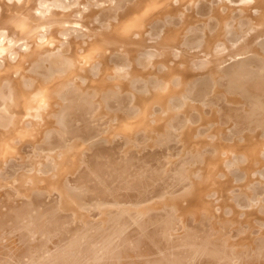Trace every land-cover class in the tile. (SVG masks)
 Segmentation results:
<instances>
[{
    "label": "bare ground",
    "instance_id": "obj_1",
    "mask_svg": "<svg viewBox=\"0 0 264 264\" xmlns=\"http://www.w3.org/2000/svg\"><path fill=\"white\" fill-rule=\"evenodd\" d=\"M261 162L264 0H0V264H264Z\"/></svg>",
    "mask_w": 264,
    "mask_h": 264
},
{
    "label": "rangeland",
    "instance_id": "obj_2",
    "mask_svg": "<svg viewBox=\"0 0 264 264\" xmlns=\"http://www.w3.org/2000/svg\"><path fill=\"white\" fill-rule=\"evenodd\" d=\"M152 123V124H151ZM148 124L149 125H153V124H155V122L154 121H151V122H148ZM141 129H135V131H134V135L135 134H137L139 131H140ZM179 144V143H178ZM198 146H200L201 147V149L200 148H198ZM206 147L204 146V145H197V147L194 149V150H189V152L191 151V153L190 154H187L189 157V160L187 161V164H189L188 166H194V168L193 169H195V170H192L193 171V173L194 174H196L197 175V173H198V170H196V166H195V164H197L198 162H201L200 160V158L198 159V158H196V156H202L201 154H203V153H201L202 152V150L203 149H205ZM178 149H180V148H178ZM197 150H199V151H197ZM177 152V154H176V157H180L181 155H184L185 154V151L184 152H180V155L178 156V154H179V151H176ZM193 152H195V153H193ZM182 153V154H181ZM200 153V155H198ZM195 154V155H194ZM237 154V153H236ZM234 152H232V154L231 155H222L224 158H228V159H225V162H226V164H225V166H227L228 168V171H229V175H230V177L232 178V181L230 182V185H231V183H233L232 185V187H230V185H229V188H228V190L230 191H228L229 192V195H231L232 197H233V201L235 200V198H241V197H243V198H246V200H247V197L246 196H244V195H246V193H244V191H242V189L240 188L241 186L239 185L238 186V182H239V184L241 183H245V175H244V172L241 170V169H239V166L238 167H236L237 166V164L239 165V163L241 162L242 163V161H241V159H240V157H239V155L237 156ZM195 156V157H194ZM230 158V159H229ZM195 159V160H194ZM232 159V160H231ZM239 162H238V161ZM191 161V163H189ZM196 161H198L197 163H196ZM52 162H54V160H51V159H47L46 157L45 158H43L42 160H40V162L38 163V167L36 168V169H40V170H38V171H41L40 173H41V176H48L49 174H51V171H52V167H51V165H52ZM234 162V163H233ZM237 163V164H236ZM244 163V162H243ZM235 166H233V165ZM259 165V166H258ZM257 166H255L256 168H254L255 170H253L254 172H253V175H252V179H250L249 180V185L250 186H252L253 188H254V192H255V194H254V199L252 200L253 201V203L252 204H255V208L257 207V209H258V207L261 205V204H264V203H262V201H264V195H262V194H264V179H262V177H264V166H261L260 167V165H262V162L260 163V164H258ZM42 166V167H41ZM233 166V167H232ZM27 167V170L30 172V167L31 166H26ZM25 167V168H26ZM45 167H47V169L45 168ZM196 167V168H195ZM33 169V168H32ZM48 172V173H47ZM259 172V173H258ZM199 174V173H198ZM256 174V176H254ZM232 175V176H231ZM243 177H244V179H243ZM259 177H261V178H259ZM240 179V180H239ZM254 179V180H253ZM236 180H237V183H236ZM261 180V181H260ZM235 182V183H234ZM260 182H261V184H260ZM237 184V185H236ZM227 187H228V185H226ZM235 186V187H234ZM231 188V189H230ZM240 188V189H239ZM241 190V191H240ZM176 192H178V190L176 191ZM223 193V192H222ZM258 194V195H257ZM209 198L210 197H216V195H217V193L215 192V190H211L210 192H209ZM260 195H261V197H260ZM219 196V195H218ZM216 197V198H210L211 200H213V202H215V203H217V202H224V203H226V201H227V199L226 198H223V199H221L220 200V198L219 197ZM258 196H259V198H258ZM255 197H257V198H255ZM260 199V201L259 202H257L258 200ZM219 200V201H218ZM224 200V201H223ZM249 200H251V199H248V201ZM217 201V202H216ZM248 201H236L235 202V204H236V207H237V209H238V212H239V219H240V221H242V219H243V222H240L239 221V219H238V221H239V223L236 221L235 222V225H237V226H235L233 223H234V221L232 220H230V216L232 215V213L230 214V212H231V210L230 209H232L231 208V206L229 205V204H224L222 207H220L219 205H217V206H219V207H217V211H219L220 210V212L222 211L224 214H225V218H226V221H228L227 223H226V228H227V230H228V233L229 234H231V233H233L234 235H237V234H239V233H236L235 234V230H237V229H241L240 231H241V233H243L242 232V230L244 231V233L246 232V233H248L249 232V234H255L253 237H257V235H260V234H258V233H260V231H258V230H261V228L262 227H264V220H261V219H259V216L257 215V216H255V217H252L253 219H251V217L248 219L247 218V216L245 215L246 214V211L245 210H247V209H249V207H250V205H252V204H250V202H248ZM215 203H213V204H215ZM259 203V204H258ZM256 204H257V206H256ZM249 206V207H248ZM229 207V208H228ZM239 207H240V209H239ZM245 207H246V209H245ZM223 209V210H222ZM229 215V216H228ZM243 215V216H242ZM246 217H245V216ZM97 216V215H96ZM99 216V215H98ZM226 216H228V217H226ZM243 217V218H242ZM228 218V219H227ZM245 219H248L249 221H246ZM250 220H253L254 222L252 223V221H250ZM231 221V222H230ZM246 221V222H245ZM251 224H250V223ZM242 224V225H241ZM248 224H250V225H253L254 227H251L250 225H248ZM255 224V225H254ZM233 225H234V227H233ZM257 225V226H256ZM229 226H231V227H229ZM239 226V228H237ZM250 226V227H249ZM258 227V228H256V227ZM249 229H248V228ZM247 228V229H246ZM251 228V229H250ZM234 230V231H233ZM246 230H248V231H246ZM255 231V232H254Z\"/></svg>",
    "mask_w": 264,
    "mask_h": 264
}]
</instances>
